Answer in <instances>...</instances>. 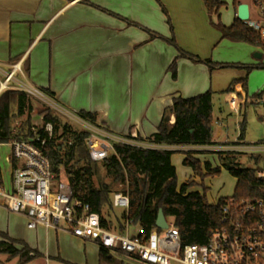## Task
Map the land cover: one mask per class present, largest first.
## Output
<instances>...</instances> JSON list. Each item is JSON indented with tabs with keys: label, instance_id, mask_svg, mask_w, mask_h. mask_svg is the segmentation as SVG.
Returning <instances> with one entry per match:
<instances>
[{
	"label": "crops",
	"instance_id": "crops-1",
	"mask_svg": "<svg viewBox=\"0 0 264 264\" xmlns=\"http://www.w3.org/2000/svg\"><path fill=\"white\" fill-rule=\"evenodd\" d=\"M195 4L198 13L205 10L209 17L207 23L214 28L208 27L212 33L205 27L203 34L189 29L187 37L183 35L180 12L185 8L184 0H0V64L9 68L22 62L26 79L63 107L96 115V122L114 134L135 133L140 139L148 140L157 133L174 99L192 98L210 91L211 71L227 68L198 51H207L221 38L214 26L221 21V10L218 16H210L202 1L197 0ZM242 4L249 7L248 23L264 26L258 13L261 11L264 15L261 0H232L233 20L223 25L229 27L234 23ZM171 39L183 51L211 60L216 66L210 68L180 56L176 47L167 42ZM174 62L176 78L171 71ZM239 88L240 85L236 86L235 92L229 94L230 102L236 99L233 109L239 106L236 96ZM217 121L221 123L220 119ZM174 123L175 117L171 115L170 124ZM240 126V134L233 141L215 143L212 140L208 146L167 148L174 152L171 163L176 170L178 187L194 182L188 193L203 192L201 182L198 183L200 178L183 164L188 156L199 160L203 169L208 163L211 169L226 170L221 162L223 157L234 159L242 166L236 161L240 155L256 163L257 171L262 169L264 153L216 152L217 147L234 145L237 139L244 147L257 145L245 141V126L243 123ZM4 188L10 190L11 182L9 188ZM221 198L230 197L212 195L210 191L208 202L216 205ZM27 225V218L8 211L0 198V233L16 241V248L22 249L24 244L38 253V258L49 262L61 259V249L54 248L51 240L86 242L72 236L65 223L59 230L29 229ZM139 234L141 229L135 235ZM96 246L99 254L100 247Z\"/></svg>",
	"mask_w": 264,
	"mask_h": 264
},
{
	"label": "trees",
	"instance_id": "trees-1",
	"mask_svg": "<svg viewBox=\"0 0 264 264\" xmlns=\"http://www.w3.org/2000/svg\"><path fill=\"white\" fill-rule=\"evenodd\" d=\"M210 16L219 15L224 5L220 0H203ZM220 32L222 40L247 43L253 46H263L259 32L249 23L240 21L226 27L219 20L214 25ZM176 47L180 56L194 62L216 66L211 60H202L180 49L175 40H167ZM243 68V67H242ZM248 71L253 67H246ZM172 76L176 78L175 62L171 67ZM242 84L246 89V79L234 82L223 93L235 92L234 86ZM49 94V93H48ZM50 95V94H49ZM51 96V95H50ZM213 93L208 91L192 98H176L165 111L164 117L149 142L166 146H208L212 145L213 132ZM260 97V95L258 96ZM32 100L25 93L17 90H7L0 94V144L11 140L14 122L21 121V131H27L32 123ZM27 113V114H26ZM26 114V116H25ZM51 122L55 129V138L48 142L46 152L50 158L56 180L70 186L73 198L90 206L91 211L98 213L105 227L115 226L120 234H124L125 221L130 220L139 226L141 235H148L157 229L156 221L159 210L166 219L171 218L178 230L182 246L204 244L211 234L220 226L222 211L229 198H221L216 205L209 204L204 186V180L221 172L220 168L211 169L206 163L204 169L199 160L188 156L184 166L192 169L201 180L203 192H190L194 182L178 187L175 167L171 163L174 154L170 150L137 149L121 144L114 145V153L100 163L93 162L89 157L85 143L87 133L74 128L61 115L45 107L39 113ZM87 119L96 122L97 117L91 113H81ZM175 117V123L170 124V116ZM72 140L74 147L67 148V142ZM222 166L231 176L237 179L235 199H252L260 196V183L256 178L257 169H249L236 163L234 159L221 158ZM103 171V175H102ZM3 185L0 169V187ZM121 189H118V187ZM116 192L129 195L128 212L117 216L112 204ZM114 215V219L111 217ZM0 254L17 258L19 264H26L39 257L23 244L22 249L15 247L16 241L0 233ZM21 244V243H20ZM123 256V255H119ZM100 264H123L118 262L109 250L99 248Z\"/></svg>",
	"mask_w": 264,
	"mask_h": 264
},
{
	"label": "built area",
	"instance_id": "built-area-1",
	"mask_svg": "<svg viewBox=\"0 0 264 264\" xmlns=\"http://www.w3.org/2000/svg\"><path fill=\"white\" fill-rule=\"evenodd\" d=\"M249 24L264 38L263 26ZM7 90L25 93L28 99L41 102L79 131L87 133L84 141L93 162L100 163L107 159L114 153L115 144L137 149L169 148L142 140L135 133L114 134L81 113L70 112L26 79L20 61L9 68L0 64V94ZM235 100L230 102L233 111H236L233 109ZM21 121L14 124L11 140L0 144L11 150L7 158L11 165V189L6 190L1 186L0 198L8 211L27 218L29 229L44 227L59 230L60 225L65 223L75 238L144 264H264V167L256 173L260 183L259 197L240 200L230 197L223 208L220 226L207 242L182 246L178 230L168 221L167 229H154L144 236L131 235L133 223L128 219L124 234H120L115 226L105 227L98 213L73 198L68 184L56 180L46 152L48 142L55 138L54 125L46 122L43 115H38L32 118L27 131H21ZM73 147L74 142L68 141L67 148ZM249 151L264 153V142L244 147L237 139L234 145L223 144L216 148V152L221 154ZM112 204L115 209L127 213L129 195L116 192Z\"/></svg>",
	"mask_w": 264,
	"mask_h": 264
},
{
	"label": "rangeland",
	"instance_id": "rangeland-1",
	"mask_svg": "<svg viewBox=\"0 0 264 264\" xmlns=\"http://www.w3.org/2000/svg\"><path fill=\"white\" fill-rule=\"evenodd\" d=\"M195 1L184 0L185 8L182 7L181 15L183 18V29L181 32L187 37L188 30L204 33L205 27L213 26L208 24L209 17L205 14V10L198 13ZM202 1L203 0H199ZM227 3L221 8L220 22L223 24L226 21L233 20V5L232 0H222ZM264 5V0H261ZM204 3V2H203ZM191 4L193 7L188 8ZM201 4V3H200ZM259 17L264 20V15L261 11L258 12ZM205 18V19H204ZM205 20V22H204ZM208 22V23H207ZM232 22V21H231ZM210 25V26H209ZM264 27V26H263ZM210 28H208L209 30ZM210 33L213 30H209ZM264 42V38H262ZM191 48L193 47L192 45ZM202 54H206L205 58L211 59L214 63H219L227 68L222 70L211 71L213 78L212 89V105H213V142L225 143L228 140L233 141L240 134V125L245 126V141L250 144H259L264 141V47L253 46L247 43L231 42L229 40H217L216 44L211 46L207 51L198 50ZM243 67V68H242ZM246 67H253L250 71ZM250 73V74H249ZM246 79V89L241 86L236 90L239 106L236 111H233L230 106L229 94L223 93L231 84ZM241 94V95H240ZM261 96L258 97V96ZM31 117L40 115L45 107L39 101L32 100ZM67 109V108H66ZM70 112H74L69 110ZM27 114V113H26ZM25 114V116H26ZM218 119L221 120V125L218 124ZM19 121V120H17ZM15 121L14 124L17 122ZM75 128V127H74ZM11 150L6 145H0V169L2 175L3 186L9 188L11 182V165L7 161ZM236 161L242 163V166L249 169H256L257 164L251 160H247L244 156H236ZM262 162L259 163L261 165ZM102 171V175H103ZM178 180V179H177ZM201 180H198L200 183ZM210 184V189H207L206 197L209 199V192L212 195L219 194L223 197H231L235 193L236 180L226 170L215 176L211 180L206 178L204 186ZM118 189H121L119 186ZM202 190L203 188L200 187ZM123 210L116 209L114 214L119 216ZM114 219V215L111 216ZM169 224H173L171 218H167ZM131 235L140 232L139 226H133L130 229ZM52 241V246L61 249V259H51L46 262L42 258H37L26 264H100L98 248L90 242H77L71 239ZM112 256L123 264H144L136 259L128 258L112 254ZM0 264H19V260L9 259L8 255L0 254Z\"/></svg>",
	"mask_w": 264,
	"mask_h": 264
},
{
	"label": "water",
	"instance_id": "water-1",
	"mask_svg": "<svg viewBox=\"0 0 264 264\" xmlns=\"http://www.w3.org/2000/svg\"><path fill=\"white\" fill-rule=\"evenodd\" d=\"M249 18L250 13L248 5H240L238 7V19L242 22L248 23ZM156 227L160 230H165L168 228L167 220L162 210H159Z\"/></svg>",
	"mask_w": 264,
	"mask_h": 264
}]
</instances>
